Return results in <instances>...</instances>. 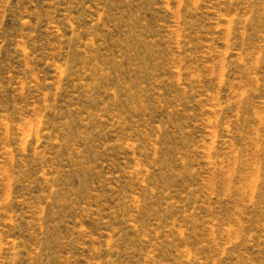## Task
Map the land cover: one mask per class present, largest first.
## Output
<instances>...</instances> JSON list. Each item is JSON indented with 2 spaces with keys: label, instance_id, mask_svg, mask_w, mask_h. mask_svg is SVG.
I'll list each match as a JSON object with an SVG mask.
<instances>
[{
  "label": "rangeland",
  "instance_id": "1",
  "mask_svg": "<svg viewBox=\"0 0 264 264\" xmlns=\"http://www.w3.org/2000/svg\"><path fill=\"white\" fill-rule=\"evenodd\" d=\"M0 264H264V0H0Z\"/></svg>",
  "mask_w": 264,
  "mask_h": 264
}]
</instances>
